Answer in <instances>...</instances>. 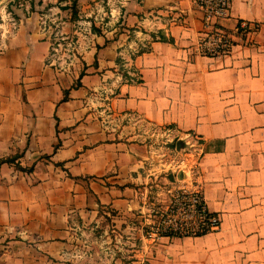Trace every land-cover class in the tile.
I'll return each instance as SVG.
<instances>
[{
	"label": "crops",
	"instance_id": "1",
	"mask_svg": "<svg viewBox=\"0 0 264 264\" xmlns=\"http://www.w3.org/2000/svg\"><path fill=\"white\" fill-rule=\"evenodd\" d=\"M51 11L19 16L0 38V264H92L91 233L107 217L140 236L171 181L129 133L132 119L194 138L191 181L222 219L205 236L142 237L134 264H264V0H234L221 26L250 31L219 58L196 54L193 0ZM47 19H61V55Z\"/></svg>",
	"mask_w": 264,
	"mask_h": 264
},
{
	"label": "rangeland",
	"instance_id": "2",
	"mask_svg": "<svg viewBox=\"0 0 264 264\" xmlns=\"http://www.w3.org/2000/svg\"><path fill=\"white\" fill-rule=\"evenodd\" d=\"M72 6L73 2L70 0H0V38L14 30V24L17 23L19 16L32 12L36 15L38 13L45 15L52 10L51 12L55 13L63 11L74 17L69 9ZM47 21L49 26L56 28L57 22H61V19L56 21L47 19ZM62 53L63 50H59L58 55ZM128 125L129 133L138 135L139 140L149 147L155 168L161 169V173L171 181L167 188L190 183V170L194 171L199 155L192 136L178 139L179 137L175 136L169 128L156 127L136 119H132ZM103 222L101 228L91 233L95 239L97 238V242L95 240L91 245L92 250L97 252L96 257L91 259V263L103 264L106 261L107 264L109 262L134 264L137 261L136 255L142 252L144 244L143 225H141L139 236L136 230L126 232L121 227H114L116 223H112L111 218L107 217V220ZM105 252H107L106 258ZM144 261H146L145 257ZM87 263L90 264V262Z\"/></svg>",
	"mask_w": 264,
	"mask_h": 264
},
{
	"label": "built area",
	"instance_id": "3",
	"mask_svg": "<svg viewBox=\"0 0 264 264\" xmlns=\"http://www.w3.org/2000/svg\"><path fill=\"white\" fill-rule=\"evenodd\" d=\"M194 5L203 14L204 31L196 44V54L206 58H219L229 55L237 40H243L249 33L247 22H239L236 35L228 32L221 26V22L231 18L234 0H193ZM99 21L110 22L114 16L112 10L107 16L105 7H100ZM44 28L50 30L48 21ZM53 51L57 54L64 38L59 30L53 33ZM134 52L136 53L137 50ZM133 52V53H134ZM190 170V177L193 173ZM168 204L144 219L143 238L152 244L163 238L200 237L218 232L221 229L222 219L210 211L205 199L204 190L198 184L170 188Z\"/></svg>",
	"mask_w": 264,
	"mask_h": 264
},
{
	"label": "trees",
	"instance_id": "4",
	"mask_svg": "<svg viewBox=\"0 0 264 264\" xmlns=\"http://www.w3.org/2000/svg\"><path fill=\"white\" fill-rule=\"evenodd\" d=\"M77 8H78V0H73V6L69 9H71V12L74 17H77L78 14ZM77 86H81V84L78 83Z\"/></svg>",
	"mask_w": 264,
	"mask_h": 264
}]
</instances>
